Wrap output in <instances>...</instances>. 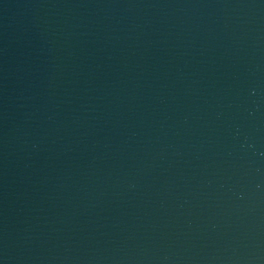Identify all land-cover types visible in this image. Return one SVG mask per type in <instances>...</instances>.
<instances>
[{"label":"water","instance_id":"obj_1","mask_svg":"<svg viewBox=\"0 0 264 264\" xmlns=\"http://www.w3.org/2000/svg\"><path fill=\"white\" fill-rule=\"evenodd\" d=\"M0 264H264V0H0Z\"/></svg>","mask_w":264,"mask_h":264}]
</instances>
